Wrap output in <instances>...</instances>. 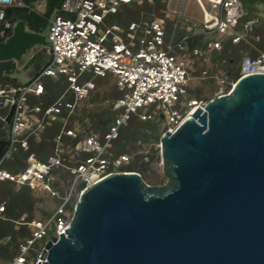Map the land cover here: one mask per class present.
<instances>
[{
    "label": "built area",
    "instance_id": "1",
    "mask_svg": "<svg viewBox=\"0 0 264 264\" xmlns=\"http://www.w3.org/2000/svg\"><path fill=\"white\" fill-rule=\"evenodd\" d=\"M194 1L200 17L185 12L186 0H177L174 6L171 0H159L157 11L150 13L141 10L140 5L146 2L155 8V0H61L47 19L43 64L24 82L0 79V130L6 133L0 155V181L58 200L43 218L22 212L12 220L16 228L27 226L29 235L15 248L9 246L13 254L5 259L0 256V264H47L42 254L46 241L65 234L74 205L86 187L106 173L128 172L124 167L132 163L135 154L149 166L162 158L160 140L156 144L137 140L132 153L115 155L110 150L119 128L132 116L163 123L165 130L173 132L196 107L204 109L212 98L190 96L196 89L190 86L193 79L216 80L217 96L229 93L240 77L264 74V52L242 57L235 65V79L220 65L215 71L211 67L195 70L197 61L218 54L224 41L238 44L246 40L258 16L246 17L241 0ZM124 5L137 9L138 16L124 24L109 23ZM13 7L38 13L45 8V0L31 4L26 0H0V42L12 32L15 22L6 17V11ZM107 76L113 78L120 92L111 102L114 116L108 129L102 134L69 127L78 102L89 98L94 90L95 79ZM46 77H62L67 83L48 104L42 101ZM54 121L60 122V128L53 137L51 153L40 159L28 152L25 166L18 171L3 167V161L17 146L27 149V139L39 138ZM62 171L68 178L64 193L59 195L52 183ZM5 206V200L0 199V219L5 218ZM6 240L1 239L0 244Z\"/></svg>",
    "mask_w": 264,
    "mask_h": 264
},
{
    "label": "water",
    "instance_id": "2",
    "mask_svg": "<svg viewBox=\"0 0 264 264\" xmlns=\"http://www.w3.org/2000/svg\"><path fill=\"white\" fill-rule=\"evenodd\" d=\"M45 31L16 20L0 61L20 62ZM163 185L106 173L76 201L47 264H264V74L196 107L160 136Z\"/></svg>",
    "mask_w": 264,
    "mask_h": 264
},
{
    "label": "trees",
    "instance_id": "3",
    "mask_svg": "<svg viewBox=\"0 0 264 264\" xmlns=\"http://www.w3.org/2000/svg\"><path fill=\"white\" fill-rule=\"evenodd\" d=\"M33 1L34 0H26L28 4H31V2ZM254 1L257 3L262 2V0H253L252 2ZM60 2L61 0H45V8L42 13H37L25 7L8 8L6 11V17L12 22H15L16 20H23L25 26L30 31L43 32L47 27V19L52 14L53 9L59 6ZM155 3V8L147 5L146 2H142L140 7L147 13H150L152 11L156 12L158 6L160 5V2L159 0H155ZM135 6L136 5L134 4V7ZM125 10L129 12V14L126 16V19L122 20L121 16L117 18H120L121 22L123 23L138 16L137 11H133L135 9L124 5L121 7L120 11L113 17H117L118 14H122ZM252 15L257 14L254 13ZM257 16L258 22L253 26V29L251 31L255 39L249 37V35L247 36V38H250V42L252 41V39L253 41L258 40L254 42L258 44L260 49L264 50V20L261 19L259 15ZM247 41L242 40L238 44H233L229 40H226L223 42L222 49L217 54L219 63L221 61L220 66L229 73V76L232 79H235L237 77V69L235 68V65H237L242 59L241 52H244V50H246L249 45ZM258 53L259 52H256V50H251L249 56H255ZM13 69L14 64L12 60L0 61V79H10L13 83H17L15 78H9V75H11ZM101 79L104 78L97 77L95 79V82L97 83ZM43 82L45 86V94L42 98V101L44 104H48L52 102L56 97H58L67 84L65 79L62 77L58 79L46 77ZM114 91L115 97H118L120 95V92L115 87ZM68 99L71 100V96L68 97ZM113 116L114 112H111V115L107 117H103L100 114H95V116L90 115L89 123L91 129L98 130L103 134L108 129V125L112 121ZM75 121H78V124H84L83 117H79L74 114L70 117L68 126L73 127ZM59 128L60 122L54 121L50 125L46 126L39 138H28V148L23 149L17 146L16 150L11 154V156L3 161V167L11 171L21 170L25 166L24 158L28 152H33L40 159L45 158L53 150V137L57 134ZM157 130L158 127L156 122L140 121L135 116H132L125 125H122L119 128L118 136L111 141L109 148L114 152L115 155L123 152L131 153L136 149L137 140L148 142L151 138H159V135H157ZM64 138L66 139L65 141H68L67 137ZM70 142L72 143V141ZM5 144L6 141L0 138V155ZM141 166H143V168ZM147 167L149 168V164L141 161V156L139 154H135L132 163L124 168L125 170L136 171L141 174V172H144V170H146L145 168ZM12 187L13 185L9 181H0V199L5 200L6 203L4 211L5 218L0 219V238L6 235H10L12 240H14L16 231L14 229V222L12 220L18 218V216L23 211L30 207L32 203V197L30 195V190L27 187H22L16 191H13ZM28 235L29 228L25 225L20 226L19 231L16 232V238L17 236L26 237ZM10 237L8 238V240H10ZM8 240L0 244V256L4 259L9 258L13 254V249H9V246H13L15 248L18 243V241H16L14 245H11L10 241Z\"/></svg>",
    "mask_w": 264,
    "mask_h": 264
},
{
    "label": "rangeland",
    "instance_id": "4",
    "mask_svg": "<svg viewBox=\"0 0 264 264\" xmlns=\"http://www.w3.org/2000/svg\"><path fill=\"white\" fill-rule=\"evenodd\" d=\"M177 0H171V6H174ZM253 1V0H252ZM251 0H241L243 4V10L244 14L249 17L252 16V14H257L261 17V19L264 20V0H262L261 3L252 2ZM143 10V9H141ZM42 13L44 9L39 10ZM133 11L138 10L135 9ZM185 12L192 16L200 17V10L198 9L196 3L194 0H186L185 4ZM129 14L128 11H123L122 14H118L117 17H112L109 19L110 22H118L122 23L121 19L125 20L126 16ZM121 16V19H117ZM264 28V24H263ZM45 31V30H44ZM249 37H252L255 39L254 35L252 33L249 35ZM250 38H246V41L249 43L248 47L244 52H241L242 57L249 56L251 50H256V52H264V50L260 49L258 44H256L254 40L250 42ZM260 41V40H259ZM246 42V43H247ZM259 50V51H258ZM45 49L42 46H35L33 47L23 58L20 62L13 61L14 69L11 72V75L9 77H13L16 79L17 82H24L31 78V76L35 73V71L43 64L45 61ZM221 63V61H220ZM217 54L212 53L209 58L207 59H201L198 60L195 65V70L199 72L201 69H209L211 67L212 70L215 71L216 67L220 65ZM191 87H195L194 91L190 93V96H195L197 98H203V99H210L215 95L217 92V81L216 80H202V79H193L190 82ZM115 97V91H114V80L111 76H107L104 79H101L96 83V86L94 90L91 92L90 97L78 102L76 106V115L79 117H83L84 124H78V121H75L73 124V127L77 130L79 129H91L90 123H89V116H95V114H100L103 117H107L111 115V102ZM96 118V117H95ZM158 132L157 135H159V138H151L149 142H153L154 144L158 143L160 136L165 131V128L163 126V123H158ZM6 133L0 130V138L5 139ZM132 153V152H131ZM143 168V166H141ZM144 172H141V176L144 179V181L151 185V186H160L163 185V183L166 181L167 177L162 172V160L161 158H158L156 160H153L152 165L149 166V168H145ZM68 178V175L66 172L62 171L58 175H55L54 181L52 183V188L55 189L59 195L63 194L67 183L66 180ZM13 191L18 190L15 186L12 187ZM30 195L32 197V203L29 208H27L23 212L30 213L32 216H36L39 218H43L51 211V209L57 204L58 200L55 198H50L48 195L39 193V192H33L30 191ZM29 214V215H30ZM15 231H19V228H16V225L14 224ZM16 232H15V239L12 240L10 235H6L4 237H1V239H4L7 237V239L10 237V243L11 245H14L16 241H21V239L24 236H20L16 238ZM50 233L53 232L52 227L50 228ZM18 234V233H17ZM47 237L41 240L43 242ZM7 241V240H6ZM12 241V242H11ZM13 247V246H10Z\"/></svg>",
    "mask_w": 264,
    "mask_h": 264
},
{
    "label": "crops",
    "instance_id": "5",
    "mask_svg": "<svg viewBox=\"0 0 264 264\" xmlns=\"http://www.w3.org/2000/svg\"><path fill=\"white\" fill-rule=\"evenodd\" d=\"M187 13V12H186ZM7 238V237H6ZM6 238H4L3 240H5Z\"/></svg>",
    "mask_w": 264,
    "mask_h": 264
},
{
    "label": "bare ground",
    "instance_id": "6",
    "mask_svg": "<svg viewBox=\"0 0 264 264\" xmlns=\"http://www.w3.org/2000/svg\"><path fill=\"white\" fill-rule=\"evenodd\" d=\"M191 114H192V113H191ZM191 114H190V115H191ZM190 115H189V116H190Z\"/></svg>",
    "mask_w": 264,
    "mask_h": 264
}]
</instances>
